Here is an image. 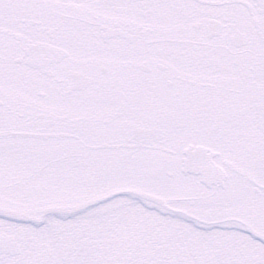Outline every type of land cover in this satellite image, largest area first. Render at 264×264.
I'll list each match as a JSON object with an SVG mask.
<instances>
[{"label": "snow or ice", "instance_id": "obj_1", "mask_svg": "<svg viewBox=\"0 0 264 264\" xmlns=\"http://www.w3.org/2000/svg\"><path fill=\"white\" fill-rule=\"evenodd\" d=\"M0 264H264V0H0Z\"/></svg>", "mask_w": 264, "mask_h": 264}]
</instances>
